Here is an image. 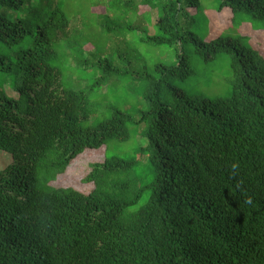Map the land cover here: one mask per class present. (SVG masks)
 <instances>
[{"label": "trees", "instance_id": "16d2710c", "mask_svg": "<svg viewBox=\"0 0 264 264\" xmlns=\"http://www.w3.org/2000/svg\"><path fill=\"white\" fill-rule=\"evenodd\" d=\"M74 1L0 0V42L13 52L7 64L0 56V70L16 72L18 94H0V149L12 159L0 170V264H264V53L248 35L206 41L195 33L201 0H137L159 9L158 32L144 40L177 45L178 62L156 64L159 79L147 73L139 118L112 107L111 117L83 127L92 107L83 91L64 86L57 46L71 33L77 1L96 2ZM219 2V14L245 13L264 29V0ZM103 20L108 31H148ZM190 45L205 60L230 56V97L194 98L176 85L192 74ZM167 89L173 105L163 99ZM129 123L145 125L140 150L151 182L133 174L137 159L104 156L89 164V190L59 184L86 151L127 141Z\"/></svg>", "mask_w": 264, "mask_h": 264}, {"label": "rangeland", "instance_id": "374dc122", "mask_svg": "<svg viewBox=\"0 0 264 264\" xmlns=\"http://www.w3.org/2000/svg\"><path fill=\"white\" fill-rule=\"evenodd\" d=\"M112 1L95 0L94 6L89 1H77V4L81 3L79 5L82 6V11L79 5L69 11L71 33L57 46L61 53L57 65L61 69L64 86L83 91L92 107V115L82 123L87 128L111 117L112 107L139 118L140 112L148 108L145 100V93L150 86L147 73L159 79L161 74L155 71L156 64L178 62L177 45H157L144 40L147 34L158 32L155 19L159 15V9H150L137 3V0H134V8L131 9L124 6L122 0H117L113 5ZM219 3V0H201L200 8L192 12L194 17L191 29L206 41L219 36L248 35L250 44L264 53V29H257L260 23L245 13L237 14L234 19L228 10L219 14ZM105 15L116 20L110 24L114 28L134 22L143 23L148 31L144 33L140 29L126 28L108 31L104 26ZM186 52L192 74L184 80L176 81L180 89L199 99L226 98L232 95L234 75L228 54L222 52L211 60H205L196 53L192 45L186 48ZM12 55V50L0 42V56L6 64ZM107 61H111L114 70H107ZM103 75L108 76L106 81L94 85ZM15 77L14 70H0V94L17 98L18 94L14 90ZM163 99L169 105L174 104V96L168 89ZM129 128L130 138L127 141H111L101 150L86 151L82 157L75 159L63 176L67 177L61 176L58 179L59 184L73 183L80 189L89 190L92 185H85L82 181L90 171L89 164L102 162L104 156L137 159L133 174L143 185L151 182L154 172L147 156L140 150L146 144L145 138L141 136L145 125L129 123ZM11 161V155L0 149V170ZM67 178L69 181L64 183ZM149 193V190L146 191L130 210L141 207Z\"/></svg>", "mask_w": 264, "mask_h": 264}, {"label": "clouds", "instance_id": "9594fccd", "mask_svg": "<svg viewBox=\"0 0 264 264\" xmlns=\"http://www.w3.org/2000/svg\"><path fill=\"white\" fill-rule=\"evenodd\" d=\"M232 167H233V168H236L237 165L234 164ZM250 202H251L250 200L246 201V203H250Z\"/></svg>", "mask_w": 264, "mask_h": 264}]
</instances>
